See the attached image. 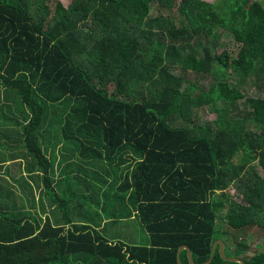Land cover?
<instances>
[{
	"label": "trees",
	"instance_id": "16d2710c",
	"mask_svg": "<svg viewBox=\"0 0 264 264\" xmlns=\"http://www.w3.org/2000/svg\"><path fill=\"white\" fill-rule=\"evenodd\" d=\"M246 82L264 89V0H0V149L33 167L0 152V264H178L181 246L201 264L216 240L264 264L223 228L264 235V98ZM130 220L146 245L122 241Z\"/></svg>",
	"mask_w": 264,
	"mask_h": 264
},
{
	"label": "rangeland",
	"instance_id": "374dc122",
	"mask_svg": "<svg viewBox=\"0 0 264 264\" xmlns=\"http://www.w3.org/2000/svg\"><path fill=\"white\" fill-rule=\"evenodd\" d=\"M57 1L62 2V4L65 7H69L70 4L72 3V0H52V6H54ZM204 1L212 3L215 0H204ZM153 14L156 15L155 5L153 6ZM166 14L169 13L166 12ZM170 14H171L170 16H175V11H172ZM219 43H221V47H219L220 49L224 48L229 51H232L234 49L233 40L226 32L221 31ZM189 76H190L189 79L192 82H194L195 81L194 75L190 74ZM235 79L236 78H233L231 82L235 83ZM201 82L202 84H206L208 81L202 80ZM256 90H258V88L252 87L248 82H246L245 87H243V91L246 93L247 96H253V97L260 96L264 98V89H262V91L260 92H257ZM193 117H198V121L207 123L213 121L215 115L211 114L209 112V109L205 107L203 109H196L195 111L193 110ZM258 171H260L259 168ZM228 192H230V194H234V190L231 188L228 190ZM86 204L91 205L89 199H87ZM223 228L229 235H235L237 237L238 242L242 240L247 244L248 248L246 253L248 255L255 254L257 250L262 249L264 246L263 231H260L255 228H250V229L244 228L240 231L231 230L227 226H224ZM119 229L121 230L122 241H124L127 244L146 245L149 242L148 234L137 221L130 220L124 225H120Z\"/></svg>",
	"mask_w": 264,
	"mask_h": 264
},
{
	"label": "crops",
	"instance_id": "0c3cea01",
	"mask_svg": "<svg viewBox=\"0 0 264 264\" xmlns=\"http://www.w3.org/2000/svg\"><path fill=\"white\" fill-rule=\"evenodd\" d=\"M3 98H4V89L2 88V86L0 84V121L2 120L1 119V116H2L1 111L3 113L6 111L8 112V110H9V109H5V107L1 105V104H5V100ZM1 100H3L2 103H1ZM2 118H3V116H2ZM5 126L6 125H0V129H2V132H4L3 127H5ZM6 140L7 139H5V141ZM9 142H10V145L8 147H6V148L3 147L0 149V152L2 154H4V156L3 155H1V156L6 159L5 165L10 166V167L15 165V169L23 171L25 176H27V174H30L29 171L27 170L28 168H30V172H31V174H33V167L31 166L32 160H31L30 156L28 155L24 146L21 143H19V145H12L15 143H13L12 141H9ZM63 148H64L63 145H60L58 147V150L55 152V154L57 155L56 168L58 169V170L56 169V171H55V177H54L55 180H62V179H64V176H65V173H63V171H62V167L65 165H63V166L61 165L62 164V158H61L62 154L67 155V154L73 153V152H65V150ZM65 148L67 150H70L72 147L70 145H66ZM77 155L81 156L80 153H78ZM85 155L86 154H84V157H85ZM82 160H83V158H82ZM89 162L91 163V165H89ZM79 163L84 165V166H87V164H88V166L90 168H92L93 166H96L100 170L103 169L101 164H93L91 159H89V161H88V159L87 160L84 159L81 162L79 161ZM35 170H36L37 174H38V172L40 174H42L39 166L36 165ZM68 170H70V169L68 168ZM101 175H105V174H101ZM69 178H71V177H69ZM89 178H90V176H89ZM40 182H42V181H40ZM65 187L67 189L70 188L69 184H65ZM57 192H59L60 194L63 193L62 191H57ZM36 195L38 198L39 197L38 191H36ZM81 198L84 201H86L88 199L87 196H84ZM74 205H75V203L72 206H74Z\"/></svg>",
	"mask_w": 264,
	"mask_h": 264
},
{
	"label": "water",
	"instance_id": "95a60500",
	"mask_svg": "<svg viewBox=\"0 0 264 264\" xmlns=\"http://www.w3.org/2000/svg\"><path fill=\"white\" fill-rule=\"evenodd\" d=\"M185 250L186 253H187V260H188V263L189 264H195L192 260V255H191V251L190 249L187 247V246H181L177 252H176V260H177V263L178 264H182L181 263V260H180V254L181 252ZM217 250L220 258L223 260V261H226V262H233V263H238V264H244V261L241 259V258H238V257H227L225 256L224 254V244L221 240H216L213 245H212V248H211V253H210V256H209V259L204 262V263H201V264H210V262L212 261L213 259V256L215 254V251Z\"/></svg>",
	"mask_w": 264,
	"mask_h": 264
}]
</instances>
